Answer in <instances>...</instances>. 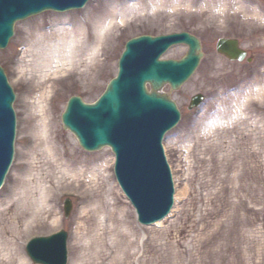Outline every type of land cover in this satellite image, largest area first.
<instances>
[{
	"label": "rangeland",
	"instance_id": "rangeland-1",
	"mask_svg": "<svg viewBox=\"0 0 264 264\" xmlns=\"http://www.w3.org/2000/svg\"><path fill=\"white\" fill-rule=\"evenodd\" d=\"M177 1L90 0L82 10L46 11L15 23L12 38L0 50V67L15 95L12 107L16 118L14 157L0 190V203L8 202L10 196L17 194L23 181H29L33 193L56 186L53 175L47 176L45 173L49 170L42 167L45 160L30 153L31 141H37L38 130L32 127L31 120L36 118L39 122L42 116L38 98L43 91L27 86L34 75L30 73L34 61L24 56L27 48L22 40L32 24L48 23L54 15L86 19L95 2L105 12L112 6L119 12L132 11V16L104 44L99 65L89 77L80 80L75 76L59 84L62 75L57 76L56 87L46 99L48 120L57 123L58 137L75 146L82 165L98 168L97 179H91L90 170L81 187L79 180L66 178L61 184L63 191L58 192L53 205L55 216L46 214L47 207L34 201L32 205L41 206V216L33 226L23 224L19 228L21 233L16 245L24 264H33L25 252L30 238L59 230L68 235L67 264L78 256H85L84 264H97L98 257L94 256L97 248L105 258L98 264H111L118 248L127 255L133 254L131 262L135 264H264V0H227L223 13L206 6L211 0H179V4ZM89 7L90 11L86 12ZM182 32L201 42L203 56L194 74L177 91L170 92L166 85L162 89L181 113L178 124L165 134L162 142L174 183V204L159 226H143L137 222L133 207L115 181L111 151L108 148L84 151L75 137L63 129L61 115L73 96L85 104H93L101 96L117 73V63L127 41L145 35L156 37ZM220 38L238 40L241 48L253 55V62H229L217 54L215 44ZM186 52V46H174L162 59L180 60ZM34 83L37 85L36 79ZM196 94H202L204 102L196 111H190L189 100ZM111 192L118 196L119 207L125 203L126 220L137 235L136 239L129 240L132 243L129 249L121 235L112 241L113 232L99 234L105 224L109 227L104 212L91 221L78 214L88 207L85 206L88 201L81 199L80 194L99 197L102 204L104 199H112L108 195ZM17 199L13 197V203ZM66 199L71 205L68 218L63 216ZM54 217L58 218L56 226L52 224ZM91 229V235L97 236V245L92 248L87 247L84 237ZM5 238L10 239L8 234ZM74 240H77L75 253L71 247ZM137 247L139 254L135 256L133 250ZM7 259L12 260L9 253L0 256V264H9Z\"/></svg>",
	"mask_w": 264,
	"mask_h": 264
},
{
	"label": "water",
	"instance_id": "water-1",
	"mask_svg": "<svg viewBox=\"0 0 264 264\" xmlns=\"http://www.w3.org/2000/svg\"><path fill=\"white\" fill-rule=\"evenodd\" d=\"M88 0H0V50L12 36L13 25L45 10L65 11ZM26 7V8H25ZM188 47L179 61L159 60L173 45ZM216 51L230 61H242L245 52L235 40L219 39ZM202 57L198 40L187 33L140 37L129 41L118 64V75L93 104L78 97L68 100L61 116L85 151L108 146L116 158L115 177L136 210L138 222L149 225L163 219L173 204V184L161 141L179 121L175 104L158 92L164 85L178 90L193 74ZM148 84L150 92L146 90ZM200 96L192 99L197 105ZM14 94L0 68V186L13 157ZM67 217L68 200L64 203ZM66 234L31 241L26 252L37 264H66Z\"/></svg>",
	"mask_w": 264,
	"mask_h": 264
},
{
	"label": "bare ground",
	"instance_id": "bare-ground-1",
	"mask_svg": "<svg viewBox=\"0 0 264 264\" xmlns=\"http://www.w3.org/2000/svg\"><path fill=\"white\" fill-rule=\"evenodd\" d=\"M226 1L227 0H211L206 3V6L209 7L210 10L216 9V12L221 10L223 13V10L227 5ZM177 3H180L179 0ZM94 5L93 11L87 15L88 17L86 19L76 17L72 18L68 15H54L48 23L34 22L26 36L24 34L25 38L22 40L25 43L24 46L27 48L23 51L24 56L26 58L31 57V62L34 61V68L32 69L30 67V73L32 74L33 72L34 75H31L27 86L29 85L31 90L36 88H42L43 90L38 98L42 105L40 109L42 111V116L39 122L36 121V118H32L31 120V123L33 124L32 127L37 128L38 130L36 135L37 141H31L32 148L30 149V153L31 155L35 154L36 156L42 157V159L45 160V162L42 163V167H47L46 170H49L51 173H45L47 176L53 175V180L55 181L56 186H53L50 189L42 188L39 192L33 193L30 190L29 181H23L17 194L14 193L10 196L8 202L5 201L4 203H0V256L5 254L7 255V253H9L12 259L10 262L7 259L9 264H24L25 262L21 254L16 252V245L19 241L21 233L19 228H21L23 224V226H25V224L33 226L41 216V206H37L36 203L35 205H32L34 201L37 200V204L44 205L45 208L47 207L46 214L55 216L56 214L53 205L58 197V192L61 190L63 191V186L61 184L66 181V178L79 180L82 184L79 183L78 185L81 187L83 186V180L86 177L85 174H87L90 170L89 174L91 175V179H97L98 168H91L82 165V160L79 159L80 156H77L75 146L69 144L68 142H64V140H61L58 137V125L57 123L48 120V113L45 110L47 102L46 99H48L52 88L56 87L57 81L54 82L56 77L62 75L61 79L58 80L59 84L62 81H67L69 78L75 76H78L80 80H85L86 77H89L92 70L99 65L98 58L101 51L104 50V44L112 36V32L116 31L118 26L125 24L127 19L132 16L131 10L125 11L122 9L119 12L117 8L112 6L105 12L100 6H96L97 2H95ZM125 8H128V6ZM90 9L91 7H89L86 12H89ZM21 20L24 21L25 18ZM198 42L201 51L202 45L199 40ZM176 46L180 45L178 44L175 45V47ZM28 52H30L31 55H28ZM29 60L30 59H28V61ZM67 71L72 72L65 76ZM35 79L37 85L34 83ZM35 102L37 103V101ZM32 161H34V158H32ZM105 165H107V163ZM109 166L110 164L108 163V168ZM27 174L28 172L26 175ZM97 187H99V185H97ZM110 190L112 189L110 188ZM173 192L175 193L174 187ZM174 193L172 195L173 198L175 197ZM34 194H36V197ZM83 195V193L80 194V197L81 199L88 201L85 205L88 207L83 209L78 214L83 215L84 218L89 217L88 221H91L93 217L101 214L103 215L104 212L108 219L107 222H109V227L105 224L99 234H109L113 232L112 236H110L111 238H114L111 239L112 241L115 240V237L121 235L123 237V241L127 245L126 248L129 249L132 244L130 239H136L137 235L128 225L129 223L126 220L128 213L126 211L125 203H122V207H119L118 205H120L121 202L118 196H114V192L108 194L112 199H104L102 204L99 197L94 199V197H91L90 194H87V196L84 195L85 197ZM13 197L18 198L15 203H13ZM7 203L11 204V206ZM104 203L106 204L104 206L106 211L101 208ZM5 204L9 206L6 209ZM49 204H52V206ZM48 217L49 216L46 218ZM52 224L54 226L58 224L57 217H54ZM115 225H117V228ZM155 225L159 226L160 222L155 223ZM92 231L93 230L91 229L90 232L86 233V236H84L86 238V245L90 248L97 245V236H92ZM5 234H8L10 239H6ZM136 243L137 241L134 240L133 245ZM76 244L77 240H74L71 246L72 252L74 251L73 253H75ZM138 249L139 248L137 247L135 251L133 250V252L136 253H134L135 256L139 254V252H137ZM12 250L13 253L11 252ZM98 250H100V248H97L94 256L96 255V257H98V262L100 259L101 262H103L105 258L97 252ZM132 256L133 254L131 255L128 252L127 255L125 250L118 248L113 254L111 264H135L134 262H131ZM80 257L81 256L73 258L71 264H84L85 256ZM139 259L140 258L138 257V260Z\"/></svg>",
	"mask_w": 264,
	"mask_h": 264
},
{
	"label": "flooded vegetation",
	"instance_id": "flooded-vegetation-1",
	"mask_svg": "<svg viewBox=\"0 0 264 264\" xmlns=\"http://www.w3.org/2000/svg\"><path fill=\"white\" fill-rule=\"evenodd\" d=\"M247 56H248L249 58H251V59H252V57H253V55L249 54L248 52H247Z\"/></svg>",
	"mask_w": 264,
	"mask_h": 264
}]
</instances>
